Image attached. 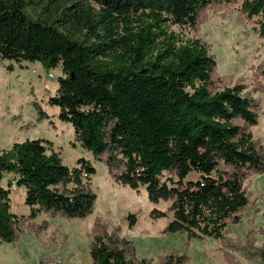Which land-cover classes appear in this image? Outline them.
I'll use <instances>...</instances> for the list:
<instances>
[{"label":"trees","instance_id":"1","mask_svg":"<svg viewBox=\"0 0 264 264\" xmlns=\"http://www.w3.org/2000/svg\"><path fill=\"white\" fill-rule=\"evenodd\" d=\"M237 1L0 0V61L8 72L25 62H39L45 73L59 70L46 103L71 124L70 144L104 164L119 185L143 188L151 203H168L149 212L153 220L171 214L162 233L215 240L227 264H264V240L255 245L254 230L243 241L228 235L250 205L244 181L264 173L263 146L252 134L261 102L245 92L243 80L228 84L217 74L207 42L173 28L196 32L209 12L225 16ZM240 8L264 39V0H240ZM260 77L264 59L254 68L253 90L264 89ZM95 172L83 157L75 166L64 164L50 140L1 148L0 243L17 234L13 184L24 191L29 218H84L97 199L90 186ZM191 173L198 177L188 178ZM126 219L129 227L137 220L134 213ZM120 231L94 219L92 264L188 260L176 249L156 262L139 257ZM259 231L264 234V210Z\"/></svg>","mask_w":264,"mask_h":264},{"label":"rangeland","instance_id":"2","mask_svg":"<svg viewBox=\"0 0 264 264\" xmlns=\"http://www.w3.org/2000/svg\"><path fill=\"white\" fill-rule=\"evenodd\" d=\"M224 15L209 12L207 21L196 32L173 28L187 37L207 42L217 62V74L228 84L243 80L247 84L245 92L260 100L259 122L252 128V134L260 140L264 150V89L253 90L252 84L254 68L264 59V39L258 36L256 22L246 19L241 11L240 0L230 4ZM6 64L0 61V149L16 141L42 138L53 142V149L68 166H75L79 157L88 159L96 170L90 178V186L97 199L93 212L84 218H48L43 213L29 218L24 191L13 184L10 200L11 210L16 215L17 234L14 242L0 243V264H92L90 233L96 217L109 223L110 228L119 225L120 236L134 242L139 257L152 258L156 262L160 256L176 249L188 256L185 264H227L215 240L191 239L187 242L185 234L162 233L171 214L153 220L149 212L154 207L165 209L168 203H151L143 188L136 192L119 185L110 177L104 164L95 161L80 146L70 144L73 138L71 124L59 120L57 108L46 103L48 96L56 90L58 69L50 70L54 75L52 78L39 62H25L24 68L15 66L11 72L5 70ZM260 78L264 83V77ZM38 106L47 113L46 117L39 118ZM197 177L194 173L188 176L190 179ZM244 186L250 194V205L243 212L241 222L232 226L228 235L243 241L252 229L255 245H260L264 240V234L259 231L264 210V173L250 176ZM128 213H134L137 218L132 227L128 226ZM234 254L244 261L240 252ZM246 263L262 264L259 261Z\"/></svg>","mask_w":264,"mask_h":264},{"label":"built area","instance_id":"3","mask_svg":"<svg viewBox=\"0 0 264 264\" xmlns=\"http://www.w3.org/2000/svg\"><path fill=\"white\" fill-rule=\"evenodd\" d=\"M47 75L49 76V77H54V75L51 73V72H49V73H47Z\"/></svg>","mask_w":264,"mask_h":264}]
</instances>
